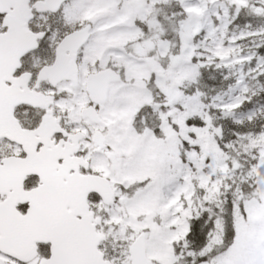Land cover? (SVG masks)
Masks as SVG:
<instances>
[{"label": "rangeland", "instance_id": "374dc122", "mask_svg": "<svg viewBox=\"0 0 264 264\" xmlns=\"http://www.w3.org/2000/svg\"><path fill=\"white\" fill-rule=\"evenodd\" d=\"M168 1L74 0L65 8L66 24L56 29L54 18L44 19L49 25L53 21L57 33L67 26L72 29L89 23L93 27L89 43L80 51L78 86L61 85L56 91L71 92L73 109L61 110L70 123L68 129L88 133L90 129L105 128L103 133L116 157L112 161L91 144L82 145L91 172L117 186L118 197L123 199L121 205L103 212L107 252L117 264H128L127 248L144 232L147 256L154 264H181L176 251L183 253L182 264H264V133L239 140L233 146L237 157L225 155L217 147L215 132L208 127L199 97H187L181 90L195 82L204 64L213 69L227 67L231 72L228 75L240 83L246 77L251 81L252 72L258 67L254 49L264 44V15L256 27L246 25L233 33L229 31L228 8L234 6L239 13L244 0H170L176 3L174 9H182L187 20L175 26L179 33V42L174 44L177 50L170 51L171 57L166 61L167 45L152 50L150 44L161 38L145 34L164 35L163 24L157 20L160 16L145 24L144 14ZM80 2L89 6V15L84 16L85 8ZM209 2L219 4V12L213 17L215 24L212 19L206 20L204 13ZM198 35L202 40L195 43ZM143 54L159 57L144 59ZM45 60L42 53L32 59L39 67L46 64ZM104 68H113L122 79L109 86L107 102L98 108L101 124L94 126L80 118V111L87 103L84 80L88 74ZM148 85L157 90L160 103L155 102L146 88ZM241 88L243 92L247 85ZM229 93L236 94V89ZM142 108L159 116L160 141L146 125L141 136L133 130L135 115ZM194 118L204 119L207 128L187 126L186 120ZM8 151L1 146L0 158ZM242 164L251 170L241 172ZM237 172L244 177L229 189L225 182L232 181ZM250 179L249 188H253L247 193L249 197L243 196L238 185ZM227 196L233 199L235 238L226 252L208 258L221 244L222 203ZM204 214L213 225L208 243L199 255L189 254L184 249L188 222ZM0 264L16 263L0 255Z\"/></svg>", "mask_w": 264, "mask_h": 264}, {"label": "water", "instance_id": "95a60500", "mask_svg": "<svg viewBox=\"0 0 264 264\" xmlns=\"http://www.w3.org/2000/svg\"><path fill=\"white\" fill-rule=\"evenodd\" d=\"M65 1L46 0L34 8L38 13H56ZM5 13L8 15L2 28L7 31L0 34V138L22 146L26 157L9 158L0 165V195H6L10 190L19 193L16 200L0 204V252L26 263L36 257L37 245L41 244L49 246L50 256L39 264H109L103 262L97 251L103 238L97 236L90 225L93 214L88 210L87 197L91 193L97 194L108 205L113 202L115 190L104 178L79 175V167L87 164L73 156L78 153L83 134L71 135L69 141L72 144L57 150L49 144L50 139L54 134L67 136L59 129L58 121L50 125L44 118L40 128L29 134L14 120V109L21 104L46 107L41 96L27 91L28 75L14 78L22 57L36 48L37 39L43 35H33L27 30L32 19L28 0H0V14ZM89 32L90 26H86L63 39L58 48L59 56L57 54L52 66L40 71L35 89L46 81L53 87L64 81L77 84V53L89 40ZM67 52L69 56L63 60L61 56ZM119 79L109 70L88 76L85 90L90 102L104 103L109 83ZM81 117L99 123L93 107L84 109ZM35 136L39 139L29 148L27 138L34 139ZM38 144L43 148L36 153ZM73 171L74 174H70ZM30 176L38 177L40 186L23 193V183ZM18 201L29 205L24 216L15 209ZM129 253L132 264H150L145 257L144 235L136 239Z\"/></svg>", "mask_w": 264, "mask_h": 264}, {"label": "trees", "instance_id": "16d2710c", "mask_svg": "<svg viewBox=\"0 0 264 264\" xmlns=\"http://www.w3.org/2000/svg\"><path fill=\"white\" fill-rule=\"evenodd\" d=\"M256 57L263 59L261 57H264V45L256 49ZM262 67L263 71L256 77V83L252 80L254 84L252 92L241 97H239L241 87L238 81L233 82L231 77L228 76L226 69L222 67L217 70H214L211 66L200 67L197 83L185 88L183 91L191 97L195 94L200 95L203 104L210 107V109L203 110V113L205 111V118L209 120L208 127L215 132L216 144L219 150L228 156H233V152L229 147H232L240 137L250 132L260 133L264 129V61L262 62ZM258 73L259 69L256 70V74ZM232 87L237 89V93L236 96L230 99L229 90ZM149 91H151L155 102H157V91L150 87ZM246 99L252 101L246 102ZM213 104H216L218 108H212ZM252 111H259L260 114L255 119H250L248 115ZM144 118L147 123L146 128L152 132L157 141H160L162 133L160 132L159 119L152 116L151 111L147 108L140 110L135 120L140 121ZM186 125L207 128L204 119H189L186 121ZM142 128L145 129V126ZM136 131L141 135L142 129H137ZM188 153H190V150H188ZM240 189L244 191L243 186ZM224 203V213L222 216L224 218L223 245H221L217 252L210 253L208 258H213L214 255L225 251L234 240L231 216L233 202L231 197L227 196ZM208 222L206 216L194 217L189 220V228L185 237L188 251L197 254L206 246L212 231V224ZM39 255L40 257L46 256V250L43 247L39 249Z\"/></svg>", "mask_w": 264, "mask_h": 264}, {"label": "flooded vegetation", "instance_id": "af4514ba", "mask_svg": "<svg viewBox=\"0 0 264 264\" xmlns=\"http://www.w3.org/2000/svg\"><path fill=\"white\" fill-rule=\"evenodd\" d=\"M44 1L45 0H29V7L33 10V6L35 3L44 2ZM73 1L74 0H70L66 4L62 5L61 9L59 10V12L57 14H49V13H47V14H36L33 10L34 17H33V21L30 23L29 27L33 32L45 33L44 39L41 40L40 42H38V49H37L36 53L37 54L42 53L44 55V57L46 59L44 63H46V64L45 65L43 64L41 67L35 66L33 64V61H32L33 56H28L27 58H25V61L23 62L22 72L27 73L31 76L30 83L28 85L30 90L33 89V87L36 83V76H37V73L39 72V70L41 68H43L44 66L52 65L53 62L55 61L56 49H57L59 43L63 40V38L65 36H67L68 34L75 32V31H77L83 27V26L81 27V26L76 25L71 29L70 26H67L63 30L60 29V32L58 31V33H57V32H55V30L53 28V25H52L53 21L49 22V20H47V22L51 23L50 25L44 22L45 18L46 19L54 18V26L56 27V29L58 26L61 27L62 24H66L67 13L65 12V8L70 3H72ZM83 3H81L82 5H80V6L85 8V10L83 11V14H84V16L89 15V13H87L89 6L83 5ZM168 3H170V0L168 1ZM168 3H167V6H169ZM208 4L211 5V7L213 8V11H214V15L216 16L217 13L219 12V4H217V2L216 3L209 2V3H207V5ZM226 6H229V5H225V7ZM242 8L243 9H240V12L238 13L239 17L241 19V24L244 25V27L246 25H250L251 27H256L258 25V23H260L262 20V17H260V16L264 15V0H244V5H242ZM228 9L230 10V14H231L234 12L235 7L230 6ZM163 11H164L165 17H168L170 15V12H169L170 9L168 10L166 8L165 4L163 6ZM144 18H145V20H148L149 14H144ZM70 23H72V22L69 20V24ZM232 23H235V20H233ZM161 43L162 42H157L156 44L151 43L150 46L152 49H156V48L160 47ZM143 48H146V47L144 46ZM80 58H81V56L79 54L78 55V62H79ZM61 85L70 86L69 83H64ZM61 85H59L58 87H60ZM57 88L53 89L49 84L43 83L39 86L38 91H35V92L42 94V95H45V96H51L54 98V105L51 107L53 117L58 118L60 120V127L66 133H68V134L75 133L76 131L72 132L68 129V126L70 125V123L68 122L65 113H61V110L63 112H67L70 109H73L72 99L70 97L71 92L70 91H63L62 93H60L59 91H56ZM88 105L89 104L87 102L85 106H88ZM60 106H61V108H60ZM43 115H44V111L32 109L31 107H27V106L20 107L16 110V116H17L21 126L23 127L24 130L29 131V132H33L37 129L38 125L41 122ZM82 132H84V131H82ZM95 132L96 131H92L90 129V131H88V133L85 134L86 140L81 144L80 155L83 156L85 159L87 157L83 153L85 151H82V145H84V143L90 145L91 144V142H90L91 138ZM100 134H101V138L105 144L104 150H102L100 152V154H102L106 158H110V160H112V161H115L116 157L112 153L111 146L109 144H106L107 141H106V138L103 135V133L100 132ZM52 139L55 142V144H58L59 141L63 138L61 135H57V136H54ZM65 141H66V139H65ZM4 143H5L4 144L5 147L8 148L9 151L2 155V158L0 159V161L3 158H9L12 156L19 157V158L24 157V154L20 148L14 146L13 144H11L9 142H4ZM40 148H41V145H38L36 147L37 151H39ZM11 149L14 151L13 153H11ZM80 173L85 174L83 171H81ZM28 181L29 182L27 184L25 183V185H24L25 191H30V190H33V189L38 187V180L36 178L30 177V178H28ZM1 201L2 200L0 199V202ZM118 203H122V200L119 201ZM17 209L19 210V212L24 213L23 211L26 210V206L19 205L17 207ZM100 210L103 212V209L101 207H100Z\"/></svg>", "mask_w": 264, "mask_h": 264}]
</instances>
